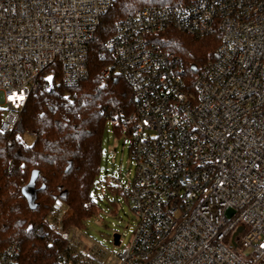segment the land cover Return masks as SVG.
Returning <instances> with one entry per match:
<instances>
[{"label":"built area","instance_id":"1","mask_svg":"<svg viewBox=\"0 0 264 264\" xmlns=\"http://www.w3.org/2000/svg\"><path fill=\"white\" fill-rule=\"evenodd\" d=\"M115 1L0 0L2 133L30 134L21 115L32 94L87 79L89 45ZM170 29L221 35L193 90L180 59L154 42ZM102 47L103 77L121 76L136 103L107 129L132 139L136 166L131 184L116 183L138 220L116 264H264V0L147 7L118 21ZM71 215L58 202L48 221L81 246L78 264H105L83 232L62 228ZM20 253L9 245L0 264H19Z\"/></svg>","mask_w":264,"mask_h":264},{"label":"trees","instance_id":"2","mask_svg":"<svg viewBox=\"0 0 264 264\" xmlns=\"http://www.w3.org/2000/svg\"><path fill=\"white\" fill-rule=\"evenodd\" d=\"M193 1L116 0L89 45L87 79L75 87L60 84L51 94L39 92L29 97L21 124L33 135L34 143L26 144L15 132L0 131V253L19 243V264H78L83 259L81 246L65 241L50 225L48 216L62 202L72 211L64 218L62 228L85 233V223L99 214L92 192L98 184L104 187L100 175L108 123L119 111L125 116L136 111L129 84L116 74L103 77L102 71L111 65V58L102 43L114 35L118 21L144 8L188 5ZM154 42L180 59L183 79L193 90L201 70L216 60L221 35L195 37L170 29ZM60 76L58 73V79ZM4 115L0 108V126ZM114 133L119 137L125 134L120 128ZM34 171L38 172V199L37 208L32 210L22 189ZM106 186L113 194L122 195L117 184L107 182Z\"/></svg>","mask_w":264,"mask_h":264},{"label":"rangeland","instance_id":"3","mask_svg":"<svg viewBox=\"0 0 264 264\" xmlns=\"http://www.w3.org/2000/svg\"><path fill=\"white\" fill-rule=\"evenodd\" d=\"M108 126L113 129L108 123ZM21 139L28 145L34 143L31 134L21 135ZM132 139L127 135L121 137L114 132L106 133L102 146V163L100 182L92 197L99 208V214L85 223V245H95L94 252L105 264H116L115 257L129 246L138 224L137 217L131 205L123 197L110 192L106 186L116 184H131L136 174L135 161L131 153ZM115 202L116 205L112 206ZM121 236V243L115 245L114 235Z\"/></svg>","mask_w":264,"mask_h":264},{"label":"water","instance_id":"4","mask_svg":"<svg viewBox=\"0 0 264 264\" xmlns=\"http://www.w3.org/2000/svg\"><path fill=\"white\" fill-rule=\"evenodd\" d=\"M194 69L196 70V68ZM37 179H38V172L34 171L30 182L22 189L23 196L26 198L32 210H35L37 208V204H36L38 199V191L36 188ZM120 238H121L120 235L118 234L114 235L113 242L115 245H119L121 243Z\"/></svg>","mask_w":264,"mask_h":264}]
</instances>
